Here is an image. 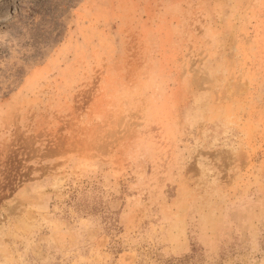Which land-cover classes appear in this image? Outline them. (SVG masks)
<instances>
[{
  "label": "rangeland",
  "instance_id": "rangeland-1",
  "mask_svg": "<svg viewBox=\"0 0 264 264\" xmlns=\"http://www.w3.org/2000/svg\"><path fill=\"white\" fill-rule=\"evenodd\" d=\"M0 1V264H264V0Z\"/></svg>",
  "mask_w": 264,
  "mask_h": 264
},
{
  "label": "bare ground",
  "instance_id": "bare-ground-1",
  "mask_svg": "<svg viewBox=\"0 0 264 264\" xmlns=\"http://www.w3.org/2000/svg\"><path fill=\"white\" fill-rule=\"evenodd\" d=\"M1 1V12H4L5 6H6V1L5 0H0Z\"/></svg>",
  "mask_w": 264,
  "mask_h": 264
}]
</instances>
